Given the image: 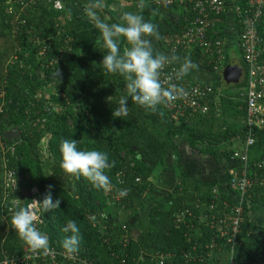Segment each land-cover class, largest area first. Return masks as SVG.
Here are the masks:
<instances>
[{
	"label": "trees",
	"instance_id": "16d2710c",
	"mask_svg": "<svg viewBox=\"0 0 264 264\" xmlns=\"http://www.w3.org/2000/svg\"><path fill=\"white\" fill-rule=\"evenodd\" d=\"M53 1L34 0L33 4L24 6L19 5L20 0L0 1V146L2 144L6 148L4 152L0 149V261L4 255H20L27 246L11 226L15 211L8 212L7 205L2 202L3 173L18 169L23 175L18 189L34 187L37 202L49 192L53 200L61 201L58 209L47 212H43L37 203L41 218L37 229L46 235L51 248L65 251L62 241L69 233L61 229L68 220H73L80 228L81 237L76 253L93 264H157V253L171 254L164 264H211L208 256L210 249H206L205 244L210 241L215 243L214 254L228 251L230 245L219 236L217 225L209 228L207 224H201L199 215H207L208 220L212 216L218 220L227 219L234 202L208 187L201 191L203 185L195 181L189 186L182 174L176 176L174 185L162 196V200H157L150 208L147 230L116 226L107 215L117 210L130 215L141 211L157 183L165 158L178 154L180 140L192 149L199 148L202 154L218 162L219 157L233 154V150L224 146L232 138L238 137L243 144L246 134L243 123L223 129L218 127V131L206 129L212 119L216 120L212 109L217 102L214 96H211L209 112L205 115L173 120L164 105L153 112L129 99L128 115L114 117L112 112L117 107V101L126 95L123 78L103 70L100 63L105 53L100 39L86 52L80 51L67 7H93L96 15L107 24L121 22L122 13L102 7L99 0H61L67 7L58 11L52 7ZM151 1L143 0L141 7L139 0H124V8L127 12L141 15L146 5H152ZM238 3L249 6L248 0H238ZM152 7L154 13L146 21L155 25L162 20L167 24L163 32L165 51L213 71L220 61L211 54L214 50L211 46L179 44L176 47V40L182 36L194 15L191 6L173 2L169 5L153 4ZM238 12L243 13L234 9L233 20L242 54L240 34L243 28ZM14 20L20 23L15 25ZM209 20L211 25L207 29V37L222 38L227 25L225 9L218 14H210ZM256 27L264 46V17L259 18ZM128 46L121 39V50ZM12 55H16L17 60L10 64ZM261 61L264 63V54ZM228 62L227 57H222L221 66ZM168 67L179 69L171 61ZM57 70L64 78L60 83L62 86L46 98L42 94L38 97L37 93L45 91L46 83H29L31 77L42 72L47 82L56 81L53 76ZM183 80L188 84L198 83L188 75ZM21 85L26 94L9 111L14 91ZM233 86L239 87L236 91L239 97L244 80ZM75 104L78 105L77 111L72 109ZM54 106L61 109L60 112L46 115L45 107L51 111ZM242 106L245 114L244 101ZM6 114L8 118L4 121ZM13 127L21 132V139L8 141L4 132ZM254 133L255 142L249 149L247 175L257 179L264 177V164L258 166L264 155V127H255ZM63 139L76 140L78 149L95 148L108 154L110 167L105 172L109 179L107 191L98 190L83 177L65 175L60 168L59 151ZM8 147L14 148V151L11 153ZM120 191H126V195L119 196ZM248 194L249 200L264 205L263 190L254 187L248 190ZM247 203L243 206L237 247L245 238ZM210 205L212 210H209ZM25 206L26 201L20 198L18 209ZM114 209L116 211L110 213ZM187 211L192 215H186ZM179 218L182 220L178 221ZM197 230L199 232L196 233ZM148 250H151L149 256L144 254ZM262 252L260 259L264 257V246ZM186 253L191 254L189 259L184 256ZM30 264L48 263L36 258Z\"/></svg>",
	"mask_w": 264,
	"mask_h": 264
},
{
	"label": "built area",
	"instance_id": "2783aa9c",
	"mask_svg": "<svg viewBox=\"0 0 264 264\" xmlns=\"http://www.w3.org/2000/svg\"><path fill=\"white\" fill-rule=\"evenodd\" d=\"M139 1L140 3L138 2V4L140 6L143 0ZM231 1L238 3V0H152L153 4L156 5H169L177 2L183 6H191L194 15L186 25L182 36L176 40V47L179 44L211 46L214 49L211 51V54H214L217 61H220L214 66V69L221 67L223 40L221 37H212L211 39L207 37V29L211 25L209 16L210 14H218L223 11ZM33 3L34 0L27 2L20 0L19 5L24 6L25 4L30 5ZM248 5V7H245L238 3L234 7V9L243 12L242 14L238 12V18L243 28L240 34V45L242 48V62L244 67V87L240 96H242L245 103L243 126L246 131L243 144L232 154L233 158L240 161L241 167L231 169L228 172V187L235 195L233 199L234 204L229 208V217L227 219L218 220L212 216L208 220L207 215H199L201 224H207L209 228L217 225L219 236L225 238L226 242L230 245L228 252L234 251L238 243L241 230L240 225L243 221V206L249 200L248 190L256 187L264 191V177L256 179L250 178L247 175L249 149L255 142L254 128L264 127V63L261 61V57L264 54V46L261 43V38L256 27L259 18L264 17V0H248ZM52 7L58 11L63 10V5L59 0H54ZM14 22L15 25L20 23L16 20ZM16 60L17 56L12 55L8 63L12 64ZM168 66L169 63L165 65L160 74L162 86L167 89L170 85H175L179 89H182L177 99L164 104L170 117L173 120H179L180 118H190L192 115L207 114L210 108L211 96L214 94L213 87L205 83L188 84L183 78L176 80L175 72L177 69ZM37 95L40 96V93ZM8 148L11 153L14 151V148ZM0 149L2 152L6 150L2 144ZM263 164L264 155L258 166L260 167ZM3 174L2 202L7 205V211L10 213L16 211L20 204V198H23L26 201L25 207L31 205L33 212L36 214L37 220L35 225L38 228V225L41 223V218L38 214L36 199L34 198L36 189L34 187H21L18 189L20 187V181L23 180V175L19 173L18 169L15 171L5 170ZM29 197H32L31 200L28 199ZM212 208L213 206L210 205L209 210H212ZM185 214H188V216L192 215L188 211ZM180 220L182 218L178 219V221ZM204 247L210 249V253H212L215 248V243L212 241L207 242ZM190 255V253H186L184 256L189 259ZM170 256L171 254L157 253L155 259L157 264H164ZM36 258H41L48 264H93L91 261L78 256L77 253L69 256L65 251H59L50 246L47 247L46 251L32 250L26 246L20 255H4L0 264H30ZM232 260L226 264H235Z\"/></svg>",
	"mask_w": 264,
	"mask_h": 264
},
{
	"label": "crops",
	"instance_id": "0c3cea01",
	"mask_svg": "<svg viewBox=\"0 0 264 264\" xmlns=\"http://www.w3.org/2000/svg\"><path fill=\"white\" fill-rule=\"evenodd\" d=\"M99 1L102 7H107L112 11L122 13L120 19L124 13H127V8H124V0ZM152 5H146L141 12V15L145 20L151 17L154 13ZM236 5L237 3L235 1H231L225 8L227 25L222 36L224 49L223 57L225 59L227 57L229 62H238V66L242 70L244 69V67L242 63V54L238 43L239 34L237 33L236 22L233 20L234 7ZM89 8L93 7H84L83 5H68L67 7L69 12V19L72 23V27L75 30L78 46L81 52H86L94 42L100 39V32L97 28L94 27V21L92 20V18L86 15V9ZM155 26L156 31L159 34L158 38L146 37V39H149L152 43L154 54L163 53L167 55L170 58V61L179 68L186 62H190L188 72H191L192 75L196 74L199 79H195L194 76L190 75L188 72L187 75L192 80L198 83L209 84L215 89L214 95L217 99V102L212 109L214 111V119L216 120L212 119L214 122L211 120V124L209 123L210 125L208 127L205 126V128L208 130L213 129L218 131L219 128L223 129L224 127L229 125H241L244 121L242 106L244 100L242 98L241 99L243 101L239 99L238 95L236 94V91L239 90V87L233 86L236 83L219 82L218 74L222 71L223 67L221 66L219 69H214L213 71L207 70L199 67L196 63L188 59H184L176 54L166 52L163 32L167 29V24L164 21L160 20L155 24ZM37 78H39V75L38 77H31L29 83ZM241 79L244 80V70L242 71L239 81ZM219 104L221 107L219 106ZM218 110L220 112H218ZM219 123H221V126H218ZM180 141L178 144V154L168 155L165 158L164 166L158 175L157 184L152 188L149 194V199L146 200L147 202L143 204L141 214H143V210H145L146 218L145 222L142 223V227L144 228L143 230H147L148 227V214L150 208L154 206L158 201L162 200V196H164V194H167L169 192L170 188L175 183L176 176L179 174H182L184 176L186 182L189 183V186L190 182L195 181L200 185H203L200 189L201 191L205 190L206 187H208L211 190H214L215 193L224 196L227 199H234L235 195L228 187V172L231 169L240 168V161L233 158L231 155L229 157L221 156L219 157V160L217 162L214 158L202 154L199 151V148L192 149L186 144V142H183L182 140ZM238 145L240 147L238 137L232 138L228 143L224 144L225 149L229 150L239 148ZM164 187L168 189H164ZM247 222L248 223L246 225L244 234L245 238L242 239V245L238 247L236 246V248L232 252L225 251L218 254H214L213 252L209 253L208 256L211 264H226L232 259L235 264H264V257L260 259V254L263 253L262 249L264 246L263 204L248 200ZM197 232H199V230H197L196 233ZM144 254L147 256L151 255V250H148Z\"/></svg>",
	"mask_w": 264,
	"mask_h": 264
},
{
	"label": "clouds",
	"instance_id": "9594fccd",
	"mask_svg": "<svg viewBox=\"0 0 264 264\" xmlns=\"http://www.w3.org/2000/svg\"><path fill=\"white\" fill-rule=\"evenodd\" d=\"M86 15L92 18L94 27L100 32V43L105 53L100 63L103 70L108 74H117L122 77L126 88V95L119 98L117 107L112 112L114 117L123 118L128 115L129 99L135 105L153 112L158 106L177 99L182 89L175 85L165 89L160 80L161 71L170 62V58L163 53L154 54L151 41L146 39V37L158 38L159 36L153 23L146 21L142 15L132 12L124 13L121 22L112 24L103 22L93 8L87 9ZM121 39L129 45L123 50L120 47ZM189 63L181 65L175 72L176 80H181L187 75ZM213 96L215 97L214 94ZM111 99L113 100V97ZM59 151L60 168L65 175L83 177L98 190H108L109 179L105 172L110 167V161L106 152L95 148L78 149L77 141L74 139H63L60 142ZM124 195L126 191L119 192V196ZM37 203L43 212H47L58 209L61 201L53 200L49 192L42 201ZM36 220L37 216L29 205L14 212L11 226L19 238L32 250L46 251L48 239L36 228ZM61 231L69 233L63 239L62 247L66 254L71 256L79 250L80 228L75 221L68 220Z\"/></svg>",
	"mask_w": 264,
	"mask_h": 264
},
{
	"label": "rangeland",
	"instance_id": "374dc122",
	"mask_svg": "<svg viewBox=\"0 0 264 264\" xmlns=\"http://www.w3.org/2000/svg\"><path fill=\"white\" fill-rule=\"evenodd\" d=\"M0 1H4V0H0ZM9 1V0H8ZM61 3H62V5H63V9L65 8V7H67V6H65L64 4V2L63 1H61V0H59ZM94 9V8H93ZM165 43V42H164ZM237 65H239V63L238 62H235ZM222 72V71H221ZM221 72H219V82L220 83H224L225 81L222 79V77H221ZM190 75H192L191 74V72H188ZM40 74H42V72L40 73ZM40 74H39V78H37V79H35V80H32V83H41L42 81L44 82V83H46V87H45V93L43 92V93H41L40 92V96H38V97H41V94H42V96H44V98H46L47 96H49V94L53 91V90H56L58 87H60V86H62L60 83H57L56 81H50V82H47L46 81V79H45V76L42 74V78L40 77ZM192 76H194V78L195 79H199L198 77H197V75L196 74H194V75H192ZM37 77H38V75H37ZM27 85V84H26ZM68 88V87H67ZM70 91H71V89L70 88H68ZM25 94H26V92L24 91V87H23V85H21L20 87H18L17 88V90L16 91H14V95H13V97H12V99H11V101H10V109H9V111L10 110H12V109H14L15 108V106H16V104L22 99V98H24V96H25ZM38 94V93H37ZM239 97H241L242 98V96H239ZM243 99V98H242ZM48 108L47 107H45V111H47L46 113V115H54V114H56L55 112H57V111H59L60 112V110L61 109H59V108H57L56 106H54L53 108H52V110L51 111H49V110H47ZM67 109V107L66 108H64V110H66ZM72 109L74 110V111H77L78 110V105L77 104H75L73 107H72ZM7 118H8V114H6V116H5V118H4V121L5 120H7ZM45 118V120H47L46 118L47 117H44ZM241 144L242 143H240V146H241ZM238 147H239V145H238ZM240 148V147H239ZM239 148H237V149H234L233 151H235V150H238ZM157 184V183H156ZM161 186H164V185H161ZM160 186V187H161ZM164 189H168V188H165L164 187ZM162 192V191H161ZM142 208H143V205H142ZM116 210L114 209L113 211H110V213H113V212H115ZM141 215V216H140ZM108 217V219H110V221L112 222V223H115L116 224V226H122L123 228H125V229H131V228H135V227H137V228H142V229H144L143 227H142V223L143 222H145V210H143V214H141V211L137 214V215H130V214H128L127 212H123V211H121V210H117L114 214H112V215H107Z\"/></svg>",
	"mask_w": 264,
	"mask_h": 264
},
{
	"label": "water",
	"instance_id": "95a60500",
	"mask_svg": "<svg viewBox=\"0 0 264 264\" xmlns=\"http://www.w3.org/2000/svg\"><path fill=\"white\" fill-rule=\"evenodd\" d=\"M242 74L241 68L234 62H228L221 72V77L226 83H237ZM54 79L57 83H62L64 78L60 70L54 73ZM4 136L8 141L17 140L21 138V134L17 127H13L10 130L4 132ZM49 246V242H48Z\"/></svg>",
	"mask_w": 264,
	"mask_h": 264
}]
</instances>
